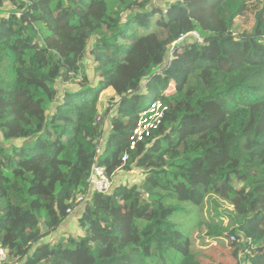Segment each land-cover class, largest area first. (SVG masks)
I'll use <instances>...</instances> for the list:
<instances>
[{
  "label": "trees",
  "instance_id": "trees-1",
  "mask_svg": "<svg viewBox=\"0 0 264 264\" xmlns=\"http://www.w3.org/2000/svg\"><path fill=\"white\" fill-rule=\"evenodd\" d=\"M161 1L0 0L5 264H201L197 241L231 238L264 264V0H211L217 32ZM135 169L140 184L114 183ZM74 216L80 234L60 236Z\"/></svg>",
  "mask_w": 264,
  "mask_h": 264
},
{
  "label": "rangeland",
  "instance_id": "rangeland-1",
  "mask_svg": "<svg viewBox=\"0 0 264 264\" xmlns=\"http://www.w3.org/2000/svg\"><path fill=\"white\" fill-rule=\"evenodd\" d=\"M162 0L161 2H163ZM175 1V0H174ZM190 3V10L192 13V17L197 20L202 28L206 31H223L225 30V23L218 19L211 12V0H184ZM196 35H192L186 38L185 41L193 40ZM86 63L90 64V59L86 61ZM173 89L169 90V93H172ZM114 96V92L112 90L107 91L103 95L102 101L107 103ZM108 130V126L105 127ZM21 144V142L17 143ZM143 176L140 170H133L132 172H120L119 175L115 178L114 183L117 185L120 182H123L126 185H135L140 184ZM81 211V209H80ZM191 216H183L181 217L182 223L190 226L189 218ZM60 236H68V235H78L80 231L77 228V216H74L58 232ZM58 235V236H59ZM57 236V237H58ZM57 238H46L45 241H51ZM233 243H237V246H234ZM239 241H234L231 239H226L223 244H219L218 242H207L206 245H203L200 241L196 242V249H201L202 253L198 259L201 264H240V259H242L243 252L240 248Z\"/></svg>",
  "mask_w": 264,
  "mask_h": 264
},
{
  "label": "built area",
  "instance_id": "built-area-1",
  "mask_svg": "<svg viewBox=\"0 0 264 264\" xmlns=\"http://www.w3.org/2000/svg\"><path fill=\"white\" fill-rule=\"evenodd\" d=\"M167 112L168 106L160 101L153 103L149 109L143 112L130 137V148L132 150L136 148L138 143L144 142L159 129ZM127 159L128 156H125L124 160L126 161ZM90 186L93 191L99 193H107L111 190L112 182L105 173L104 168L95 167L93 169L90 177ZM232 239L235 241V238ZM7 261L8 254L5 249L0 247V264H5Z\"/></svg>",
  "mask_w": 264,
  "mask_h": 264
}]
</instances>
